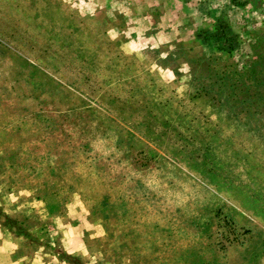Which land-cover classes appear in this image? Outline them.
Segmentation results:
<instances>
[{"label":"rangeland","instance_id":"obj_1","mask_svg":"<svg viewBox=\"0 0 264 264\" xmlns=\"http://www.w3.org/2000/svg\"><path fill=\"white\" fill-rule=\"evenodd\" d=\"M0 264H264V0H0Z\"/></svg>","mask_w":264,"mask_h":264}]
</instances>
